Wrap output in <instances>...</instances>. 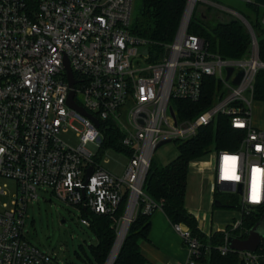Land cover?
<instances>
[{"label": "built area", "instance_id": "obj_1", "mask_svg": "<svg viewBox=\"0 0 264 264\" xmlns=\"http://www.w3.org/2000/svg\"><path fill=\"white\" fill-rule=\"evenodd\" d=\"M134 1L0 0V175L18 184L13 208L0 213V264H65L25 235L29 202L39 199L40 186L99 214L115 215L127 194L126 213L133 206L135 216L142 205L145 213L154 212L159 207L144 187L159 143L190 138L219 113L246 134L238 150H215V187L239 196L242 211L264 206V127L254 124L252 114L254 81L264 62L255 32L248 54L224 59L189 32L202 0H187L174 41L160 59L152 62L148 53L140 64L139 47L147 43L130 30ZM67 60L77 80L74 100L99 126L68 104ZM228 67H233L229 78ZM241 71L244 77L235 84ZM207 75L217 77L222 96L194 120H180L172 99L198 101ZM100 120H112L124 133L122 144L131 154L122 175L101 164ZM66 125L78 132L77 147L61 139ZM5 194L6 185L0 187V196ZM126 213L116 220L118 229ZM82 223L90 225L86 218ZM174 228L190 250V262H197L203 244L183 223ZM229 236L219 247L223 254L230 250ZM258 250L241 253L247 264H264V245Z\"/></svg>", "mask_w": 264, "mask_h": 264}, {"label": "trees", "instance_id": "obj_2", "mask_svg": "<svg viewBox=\"0 0 264 264\" xmlns=\"http://www.w3.org/2000/svg\"><path fill=\"white\" fill-rule=\"evenodd\" d=\"M187 0H141L138 14L133 18L131 33L146 41L150 61L154 62L164 54L166 46L172 43L181 26ZM212 7L198 8L193 14L189 32L204 38L210 50L224 59H239L250 52L252 35L248 26L240 18ZM238 12L245 17L254 29L259 45V56L264 62V8L254 2H246ZM223 94L222 84L216 76L207 75L203 80L202 96L198 101L173 98L180 120H194L202 112L216 104ZM253 99L264 102V68L256 75ZM101 122L103 132L102 156L109 148H116L128 155L130 150L122 144L124 133L112 121ZM245 131L233 127L228 115L219 113L214 121L201 126L196 135L178 142L179 154L167 164L153 161L145 181V192L157 202L173 223L188 225L203 244L202 255L196 261H209L211 264H247L241 253L229 250L223 254L219 247L230 236L247 238L249 230L264 216V206L251 207L243 211L242 224L238 229L217 231L206 234L199 227L196 216L186 206L188 177L193 161L213 150L236 151L240 148ZM215 198L221 205L229 208L239 206L237 196ZM129 194H127L115 215L99 214L91 209L81 208L82 218L89 220L87 226L96 241L84 240L76 250V255L83 264H105L115 244L118 224L116 220L125 214ZM238 204V205H235ZM153 213V212H152ZM152 213H145L143 205L139 207L131 221L128 232L113 264H150L141 250V241L148 239L151 230ZM264 245L262 239L261 247ZM73 263V262H72ZM74 264V263H73Z\"/></svg>", "mask_w": 264, "mask_h": 264}, {"label": "rangeland", "instance_id": "obj_3", "mask_svg": "<svg viewBox=\"0 0 264 264\" xmlns=\"http://www.w3.org/2000/svg\"><path fill=\"white\" fill-rule=\"evenodd\" d=\"M140 1H134L133 18L138 14ZM246 2L245 0H202L198 4V8L206 9L207 7H212V11L209 14L213 16L215 12L213 9L215 8L212 4H218L238 12V9L243 8ZM253 2L260 4L264 8V0H253ZM148 53V46H140L137 61L140 64H145ZM79 98L82 99V96L79 95ZM252 114L254 124L264 127V102L253 101ZM75 126L81 128L78 123H75ZM60 137L72 147H77L81 142L78 132L69 125L63 128ZM178 154V142L172 140L155 151L153 161L158 164H167L175 159ZM215 158L216 151L213 150L191 163L187 200L190 199L193 202L192 207H194V210L191 211L195 215L198 213L205 217L204 220H206L208 225L211 224L214 230L217 228L226 230L229 225L242 221L243 211L240 206L236 208L214 206V190L216 188L214 176ZM129 160L130 156L128 154L116 148H109L101 156L102 166L117 175L124 173ZM5 185L6 194L0 196V213H5L13 208V201L18 188L16 180L0 175V187ZM217 193L219 197L230 198L237 196L223 190H217ZM237 199L240 203L241 198L237 196ZM135 216L133 217L135 218ZM25 220V235L27 239L42 251L57 255L65 264H83L77 257L76 250L80 248L79 245L85 239L96 241L88 227L82 223L81 208L58 198L52 192L51 187H39V199L30 200ZM183 224L186 225L185 223ZM186 226L189 227L188 225ZM261 229L264 232V225Z\"/></svg>", "mask_w": 264, "mask_h": 264}, {"label": "crops", "instance_id": "obj_4", "mask_svg": "<svg viewBox=\"0 0 264 264\" xmlns=\"http://www.w3.org/2000/svg\"><path fill=\"white\" fill-rule=\"evenodd\" d=\"M239 15L241 14L239 13ZM217 190L218 188L214 190V197L216 196ZM186 206L187 209L194 214V212L191 211L194 210V207H192L193 202L190 199L187 200L186 198ZM214 206L229 208L217 202L216 198ZM195 216L199 222L200 229L206 234L217 231L223 232L231 226L229 225L226 230H221L220 228L214 230L212 225H208L206 220H204L205 217H202V215L198 213ZM174 224L175 223L170 220L161 207L157 208L152 213L149 237L141 241V250L150 264H211L209 261L190 262V250L180 234L175 230Z\"/></svg>", "mask_w": 264, "mask_h": 264}, {"label": "water", "instance_id": "obj_5", "mask_svg": "<svg viewBox=\"0 0 264 264\" xmlns=\"http://www.w3.org/2000/svg\"><path fill=\"white\" fill-rule=\"evenodd\" d=\"M240 19L243 20V22H245V24L248 26V28L250 29L251 32H254V29L253 27L251 26V24L249 23V21L243 17L242 15H240ZM67 64V71H68V80H69V83H70V87L72 88L71 89V92H70V95H69V99H68V104L78 110L79 112H81L82 114L90 117L96 125L99 126V121L96 117H94L92 114H90L89 112H87V110L82 107V106H79L75 100H74V95H75V90H74V86L75 84L77 83V80L75 79L74 77V74L72 72V69H71V66L69 64V61L67 60L66 62ZM233 73V67H228V78L231 76V74ZM244 77V71H241L238 76L236 77L235 79V84H239L242 79ZM170 110H171V113L172 115L175 117V111L173 109V107H170ZM172 141L171 139H167V140H164V141H161L158 145V148L160 146H162L163 144L165 143H168ZM93 173V168H89L88 172H87V181L89 180L91 174ZM240 192H241V189H240ZM84 209L86 210V208L84 207ZM133 220V218L131 219V221ZM264 225V216H262V218L249 230V233H248V237L247 238H240V237H236V236H229L228 237V247L230 250H233V251H237L239 253H244V252H256L258 250V248L260 247L261 245V242H262V239L264 238V232L262 231V226ZM130 226V224H129ZM129 226H128V229H129ZM128 229H127V232H128ZM126 232V234H127ZM118 236H119V232L117 233V238H116V241H115V244L109 254V257L106 261L105 264H108L110 262V258L112 256V253H113V250H114V247L117 243V240H118ZM126 237V235H125ZM124 237V239H125ZM124 239L120 245V248L124 242ZM120 248L116 254V256L114 257V259L109 263V264H113L119 251H120Z\"/></svg>", "mask_w": 264, "mask_h": 264}, {"label": "bare ground", "instance_id": "obj_6", "mask_svg": "<svg viewBox=\"0 0 264 264\" xmlns=\"http://www.w3.org/2000/svg\"><path fill=\"white\" fill-rule=\"evenodd\" d=\"M133 206H131L129 209H128V211H127V213H126V216H125V219H124V221H123V223L121 224V227H120V230H119V236H118V240H117V243H116V245H115V247H114V250H113V253H112V256H111V258H110V262L114 259V257L116 256V254H117V252H118V250H119V248H120V245H121V243H122V241H123V239H124V237H125V235H126V232H127V229H128V226H129V224H131V219L133 218V216H134V210H133ZM109 262V263H110ZM108 263V264H109Z\"/></svg>", "mask_w": 264, "mask_h": 264}]
</instances>
